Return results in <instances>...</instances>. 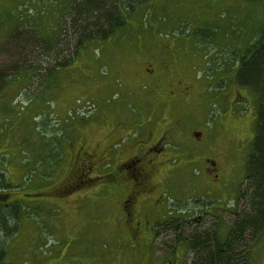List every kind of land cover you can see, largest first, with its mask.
Masks as SVG:
<instances>
[{"label": "rangeland", "instance_id": "1", "mask_svg": "<svg viewBox=\"0 0 264 264\" xmlns=\"http://www.w3.org/2000/svg\"><path fill=\"white\" fill-rule=\"evenodd\" d=\"M142 1L134 13L124 11L127 26L116 39L89 44L55 73L53 91L44 92L37 76L10 81L0 94V169L18 186L3 193L2 202L23 203L32 215L24 216L7 239L6 263L175 264L171 237L155 228L154 240L149 232L146 241L132 240L121 207L129 181L119 165L131 153L127 144L147 141L145 121L155 139L165 135L158 145L155 189L145 206L150 220H168L172 209L179 217L182 209L193 219L202 215L203 224L230 221L256 121L255 95L238 87L241 98H234L230 78L237 62L231 57L258 37L264 6L259 0ZM72 2L0 0V68L15 62L41 65L32 60L33 45L17 51L19 58H12L14 47L19 50L17 45L31 36L49 41L58 26L65 27ZM162 33L168 39L161 40ZM142 76L151 77L146 82ZM179 80L191 88L190 97L157 104L168 89L172 92L169 84L181 91ZM157 81L159 97L150 100ZM38 114L51 116L50 134L69 139L62 140L61 161L48 181L36 177L40 170L24 182L22 151L31 150L36 140L32 130ZM119 123L125 129L122 141L114 143L121 135ZM79 148L94 154L96 164L77 189L65 191ZM212 162L218 183L206 173ZM259 249L253 251L254 264H264V247Z\"/></svg>", "mask_w": 264, "mask_h": 264}, {"label": "trees", "instance_id": "2", "mask_svg": "<svg viewBox=\"0 0 264 264\" xmlns=\"http://www.w3.org/2000/svg\"><path fill=\"white\" fill-rule=\"evenodd\" d=\"M259 1L264 6V0ZM142 2L73 0L69 3L67 17L64 19L65 27L58 26L49 41L44 42L31 36L17 45L19 50L14 47L12 58H19L22 55L20 51L33 45L35 52L32 60L40 62L41 65L27 62V66L19 67L15 62L1 67L0 94L10 81L15 83L37 76L42 87H46L44 92L53 91L52 81L55 73L66 67L75 54L89 44H103L110 39H116L117 32L127 26L124 11L130 9L131 13H134ZM30 33L33 31L30 30ZM159 36L161 40L168 39L164 33ZM200 40L202 41V38ZM231 59L237 62L233 72L237 86L249 90L256 97L255 133L244 167L245 180L236 197L235 210L229 213L232 214L229 222L223 218L213 219L210 223L201 225L192 222V228L187 229L185 226H173L169 219L159 223L157 229H162L163 234L171 237L170 248L177 242L191 252L190 263L187 264H254L253 251L260 247L264 235V24L258 37L250 42L240 55H233ZM44 61L48 62L47 68L42 66ZM38 115L39 120L33 122L32 130L36 140L30 143L31 150L22 151L25 158L21 164L27 171L24 182H29L30 177L36 176V172L40 170L42 174L36 177L48 181L61 161L62 145L65 144L62 140L65 137L69 139L67 134H50L49 130L53 127L50 123L51 116ZM38 140L40 141L37 142ZM79 186L80 183L75 184L69 190L73 191ZM17 188V185L9 181L6 169H0V264H10L5 262L6 241L17 232L24 216L26 219L32 216L27 213L23 203L2 202L7 191Z\"/></svg>", "mask_w": 264, "mask_h": 264}, {"label": "flooded vegetation", "instance_id": "3", "mask_svg": "<svg viewBox=\"0 0 264 264\" xmlns=\"http://www.w3.org/2000/svg\"><path fill=\"white\" fill-rule=\"evenodd\" d=\"M148 71V74L153 75V72L150 70ZM150 76V77H151ZM150 77L144 78V76L141 77L142 81H149ZM187 77V76H186ZM187 78H184L186 80ZM156 80L154 77L152 81ZM181 85V91L179 93H176L173 87L168 85V88H172V92H169V89L167 91L166 96H160L158 95L159 92V85L158 81L154 83L156 85L157 90L154 91L153 95H149L148 98L151 100L153 96L158 99H156L157 104H164L165 100H167V104L171 102L178 101V99H182L186 97L189 98L191 93V88L189 86H184V82L179 80L177 81ZM230 83L232 84L233 93L235 94V97L241 98V95L238 91V86L235 81V73L231 75ZM173 84V81H172ZM145 85V84H143ZM143 87V86H142ZM149 87V86H148ZM146 87H143L144 89ZM246 90V89H245ZM179 95V96H177ZM144 99V98H143ZM166 104V103H165ZM121 127V135L120 137L114 141L120 142L122 141V133L125 129V125L122 123H119L118 125ZM143 126H146V130L143 129V131H146L147 133V146L145 143L139 144V143H131L127 144L125 146V149H129L131 151L129 157L120 163L119 168H121L126 176V180L129 181V185L127 187V192L124 195L121 207L123 209V213L125 216V223L130 227L131 234L133 237H131L132 240H134V236L137 237L136 239H141L142 241L147 240V236L150 233L151 239L154 240V237H156L155 234V228L161 224L160 220L162 217L157 218L155 221H151L149 218V214L145 213V206L149 203H151V198L153 195V191L155 189L154 182L152 181L153 176L158 172V166L159 164L156 162V157L158 154L160 155L161 147H159L160 140L165 139V135L162 134V137L160 139H155L154 135L152 134V127L151 124L148 122H143ZM130 133H133V130H129ZM79 158L77 165L75 166L74 170V176L73 178H70V182L68 185L65 186V190H69L70 188H73L75 184H79L82 182V178L85 177L91 172L93 166L96 164V158L94 154H89L87 151L83 150V148H79ZM207 176L213 175L212 179L210 181L218 183L220 178L218 175V168L216 167V164L214 162L211 163V167L206 170ZM158 205V204H157ZM143 210V211H142ZM217 210H221V208H218ZM175 209H172V218H169V220L172 221L173 226L180 225L185 226V228H192V222L195 224L201 225L203 224V217L202 215H198L196 219H193L192 216L188 215L187 210H179L178 212L181 213L179 217H177L173 212ZM185 213L184 216H182ZM210 214V213H209ZM143 219V221L141 220ZM162 221V220H161ZM166 221V220H165ZM201 221V222H200ZM160 223V224H159ZM180 228V229H181ZM264 236V235H263ZM262 246L260 245V249H263L264 247V240L261 242ZM259 249V250H260ZM191 252L185 249L182 245L176 242L174 246H172V258L174 259L175 264H181V263H190L191 258Z\"/></svg>", "mask_w": 264, "mask_h": 264}]
</instances>
